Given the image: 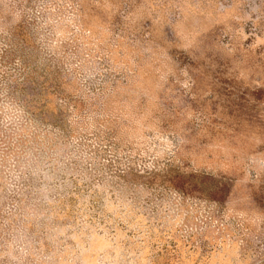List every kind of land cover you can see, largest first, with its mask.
I'll return each instance as SVG.
<instances>
[{
  "label": "rangeland",
  "instance_id": "374dc122",
  "mask_svg": "<svg viewBox=\"0 0 264 264\" xmlns=\"http://www.w3.org/2000/svg\"><path fill=\"white\" fill-rule=\"evenodd\" d=\"M0 264H264V0H0Z\"/></svg>",
  "mask_w": 264,
  "mask_h": 264
}]
</instances>
